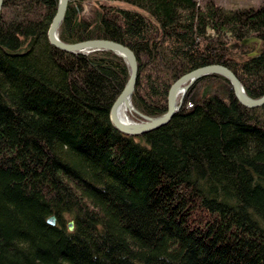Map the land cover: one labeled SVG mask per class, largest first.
Listing matches in <instances>:
<instances>
[{
    "label": "trees",
    "instance_id": "16d2710c",
    "mask_svg": "<svg viewBox=\"0 0 264 264\" xmlns=\"http://www.w3.org/2000/svg\"><path fill=\"white\" fill-rule=\"evenodd\" d=\"M58 1L5 0L0 15V264H264V104L231 89L126 134L110 109L128 63L51 43ZM59 35L132 47V99L148 115L210 63L264 93V0H70ZM249 36L261 38L256 53L239 46Z\"/></svg>",
    "mask_w": 264,
    "mask_h": 264
},
{
    "label": "water",
    "instance_id": "95a60500",
    "mask_svg": "<svg viewBox=\"0 0 264 264\" xmlns=\"http://www.w3.org/2000/svg\"><path fill=\"white\" fill-rule=\"evenodd\" d=\"M4 1L5 0H0V15ZM69 1L70 0L58 1L56 13L54 14L48 28L49 40L59 48L72 52L88 53L94 50L109 49L125 58L129 65L130 75L124 88L116 97L110 109L111 120L115 127L120 131L129 135H139L167 124L176 111L181 107L187 90L201 78L211 74L222 75L228 78L230 80V88L234 91L237 98L246 106L254 107L264 104V93L258 97L251 96L246 91L244 84L237 73L228 65L223 63H210L198 66L184 73L172 83L168 92L167 110L164 113L153 116L142 112L135 106L132 99L139 75V60L136 51L125 43L109 38H89L75 42H68L61 39L59 35V27L65 18ZM249 42H256L259 46L261 44V38L258 36H249L243 38L241 41L242 44H247ZM210 87H212V83L209 84V87L207 86L204 88L203 97L207 96ZM179 93L180 96H178ZM223 94H228V92H223ZM127 102L131 104L132 112L141 116L138 121L125 122L121 119L119 115L120 106ZM48 221L55 224L56 216L54 214L51 215L48 218ZM68 226L70 230H73L75 227V220H69Z\"/></svg>",
    "mask_w": 264,
    "mask_h": 264
},
{
    "label": "rangeland",
    "instance_id": "374dc122",
    "mask_svg": "<svg viewBox=\"0 0 264 264\" xmlns=\"http://www.w3.org/2000/svg\"><path fill=\"white\" fill-rule=\"evenodd\" d=\"M199 1L201 4H204L206 0H199ZM215 2L226 7V8L234 9L237 7H246V6H251V5H258L261 2V0H215ZM90 6H92V5H88V7H90ZM241 41H240V43H241ZM247 46L249 47L250 50L254 49L252 44L251 45L248 44L242 48L245 49ZM256 52H254V53H256ZM208 81H209L208 79L201 81L200 86H198V88L195 89L193 92H192V87L190 89H188L186 94H185V97H184V102L187 101V103L189 104L191 102L193 103L195 101H198L200 99L199 91L204 89V87L207 85ZM220 81H221V79H220ZM130 115L132 117L131 119H133L134 121H138L141 117L139 114H137L135 112L134 113L131 112Z\"/></svg>",
    "mask_w": 264,
    "mask_h": 264
},
{
    "label": "flooded vegetation",
    "instance_id": "af4514ba",
    "mask_svg": "<svg viewBox=\"0 0 264 264\" xmlns=\"http://www.w3.org/2000/svg\"><path fill=\"white\" fill-rule=\"evenodd\" d=\"M250 45H251V44H250ZM252 45H253L254 49L251 50L250 53H254V52H256V51L258 50V49H257V48H258V45H257L256 42H252ZM259 46H260V45H259ZM248 48H249V47L247 46L245 49H248ZM205 79H208V80H209L208 83H207V85H206L205 87H207V86L209 87V84L212 83V87H210V90H209L207 96L210 95V94H215V95H218V96H225V95H228V94L230 93V91H231L230 85L227 84L222 78L217 77V76H206L204 79L199 80L197 83H195V84L192 86V92H193L195 89H197L198 86H200L201 81H203V80H205ZM220 79H221V81H220ZM205 84H206V83H205ZM203 87H204V86H203ZM203 87H202V88H203ZM205 87H204V88H205ZM203 91H204V89L199 91L200 99H201V98H204V97H203ZM223 92H228V94H223ZM207 96H206V97H207ZM200 99H199V100H200Z\"/></svg>",
    "mask_w": 264,
    "mask_h": 264
},
{
    "label": "bare ground",
    "instance_id": "6f19581e",
    "mask_svg": "<svg viewBox=\"0 0 264 264\" xmlns=\"http://www.w3.org/2000/svg\"><path fill=\"white\" fill-rule=\"evenodd\" d=\"M3 9V7H2ZM2 13V12H1ZM49 38V37H48ZM248 44H252V42H249L247 44H242L240 43L239 46L240 47H244ZM102 50V49H101ZM106 50H109V49H106ZM125 59V58H124ZM178 96H180V93L178 94ZM132 112V109H131V104L129 102L127 103H123L121 106H120V109H119V115L121 117V119L125 122H132L134 121L133 119H131V115L130 113ZM56 223V222H55ZM69 228V226H68Z\"/></svg>",
    "mask_w": 264,
    "mask_h": 264
}]
</instances>
